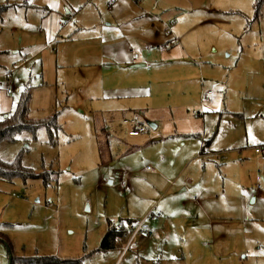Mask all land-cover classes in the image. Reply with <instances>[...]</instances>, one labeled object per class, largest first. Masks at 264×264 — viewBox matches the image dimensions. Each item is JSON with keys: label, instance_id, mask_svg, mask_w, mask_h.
I'll use <instances>...</instances> for the list:
<instances>
[{"label": "rangeland", "instance_id": "obj_1", "mask_svg": "<svg viewBox=\"0 0 264 264\" xmlns=\"http://www.w3.org/2000/svg\"><path fill=\"white\" fill-rule=\"evenodd\" d=\"M120 1L0 0V116L26 93L32 123L56 116L0 143V160L57 181L0 180V264H264V0L152 10L150 30L170 42L136 77L102 66L112 18L138 14ZM131 119L145 136L129 137ZM206 140L222 159L200 155ZM141 222L135 236L122 225ZM118 225L127 237L101 250Z\"/></svg>", "mask_w": 264, "mask_h": 264}, {"label": "crops", "instance_id": "obj_2", "mask_svg": "<svg viewBox=\"0 0 264 264\" xmlns=\"http://www.w3.org/2000/svg\"><path fill=\"white\" fill-rule=\"evenodd\" d=\"M211 1L213 2V0ZM214 1L216 2V4H214L215 6L213 8H212V5H210L211 10L212 9H215V11L216 10H226L225 6H227V4L225 3H227V0H218V1L214 0ZM238 1L239 0H234L236 4L230 5V6L231 7L238 6V3H239ZM120 3L121 5L127 4L126 7L130 10V12L135 11L138 14L134 16H130L128 18H123V16H119L114 19L112 18V22L110 26L114 25L116 28V31H111L107 35V37L106 35L105 36L103 35L101 37V38H104L102 40V44L100 45L101 47L100 49H101L103 61L105 63L102 66L105 67L104 68L105 70L110 71V72L112 70L111 68H114L113 66L115 65H121L123 69L129 70V71L143 68L144 69L143 73L135 72V77H136L138 75L145 76L146 74L151 72L152 69L156 67V64H158L157 54L163 53V56L166 55V52L168 50V42H170V41H167V37H165L164 35V32H163L165 31L163 30L164 28L163 29L161 28L162 42L161 43L158 42V39L160 38V34L157 31H154L153 33V31L150 30L151 26L153 25V20L151 19L152 17L150 16V12L152 10H156V8H158L159 6H160V13H162V11H167V13H170L173 10L181 9L180 8L181 6H189L190 10H194V11H196V9L202 10L204 0H170V4H165V5L160 0L159 2L158 0H127V1L121 0ZM163 16L165 17L167 15L161 14V17ZM138 22H141V23L144 22V24H146L145 30L143 31V30L138 29L137 31L133 32L132 28L140 24ZM127 25H130V30L125 29ZM172 27H173L174 38L171 40L175 41L176 43L175 45L178 46L179 44H182L183 38H185V36L188 37V35L186 34L185 31L184 32L183 30L180 31L179 22H177L176 25ZM190 32L191 30H189V34ZM173 43L174 42H172V44ZM165 62L166 61L163 59V65L165 64ZM136 65H142V66L137 67ZM118 70L120 69L118 68ZM135 86H138V85H135ZM140 86L141 84H139V87ZM138 92H139L138 90H135L131 86L129 88H123L120 90L116 89L115 93H111V95L116 96V97H133V96H136ZM142 112L143 111H140L137 114L140 116L141 115L143 116L144 113ZM124 121H123V125L128 126L124 124ZM151 125L153 126L154 130L158 128L155 124H151ZM131 129L132 128L130 127V130ZM145 135L146 134L142 135V137ZM129 137L133 139V138H140L141 136L131 137L129 135ZM148 139L149 138L145 137L142 143ZM208 141L206 140L205 143H208ZM209 148L210 146H208L207 150ZM179 151L180 149L178 150V152ZM208 152H210V154H208ZM216 152H213L210 150V151L205 152L204 154L200 153V155H204V156L207 155L205 158L207 157L216 158L215 156L217 154ZM164 155L165 154L161 155L162 160L166 159ZM195 158H192V159H195ZM192 159H189L188 161ZM175 162L176 161H174L172 165H174ZM147 166H150V165H146L142 169V172H144L145 174H148L151 177H155L154 175H156L157 173L153 174V173L145 171V168ZM181 191L185 192L184 189ZM126 224H130V223H123L122 225L124 226Z\"/></svg>", "mask_w": 264, "mask_h": 264}, {"label": "trees", "instance_id": "obj_3", "mask_svg": "<svg viewBox=\"0 0 264 264\" xmlns=\"http://www.w3.org/2000/svg\"><path fill=\"white\" fill-rule=\"evenodd\" d=\"M260 3L257 7L259 11ZM30 94L26 93L20 100L16 112L12 116H0V143L5 141H14L15 136L23 130H29L35 133L39 126L48 128L56 125V116L48 121L39 123H32L28 118ZM205 143V142H204ZM210 146V143H205L202 147L201 153L204 154L205 150ZM54 173H43L41 175L34 174L30 169H26L21 165L20 161L15 163H5L0 160V180L12 181L15 179L33 180L41 179L43 183L48 186L50 183H57L55 181ZM128 235V230L122 229L121 226L112 227L105 235L101 250L107 251L115 247L118 240L124 239ZM7 237L0 233V241L8 243ZM19 264H32L29 260L20 259Z\"/></svg>", "mask_w": 264, "mask_h": 264}, {"label": "built area", "instance_id": "obj_4", "mask_svg": "<svg viewBox=\"0 0 264 264\" xmlns=\"http://www.w3.org/2000/svg\"><path fill=\"white\" fill-rule=\"evenodd\" d=\"M10 93V91H9ZM213 93L208 91L205 96L206 97H212ZM194 115H198L197 113H194ZM124 124L129 125L132 129L129 132V135L131 137H138L141 136L143 134H145L146 132V128L144 127L143 124H141L140 122H138L135 119H131V120H125ZM255 153L258 155H264V144H262L261 146H258L255 148ZM208 154H210V152H208ZM219 160L222 159L221 156L219 154L215 155ZM146 172H150L153 174H156L157 171L156 169H154L152 166H147L145 168ZM126 228H131L133 229V236L138 235L140 233L144 232V226H143V222L138 223V224H134V226L131 227L130 224H126L125 225ZM149 236H151V233H147Z\"/></svg>", "mask_w": 264, "mask_h": 264}, {"label": "water", "instance_id": "obj_5", "mask_svg": "<svg viewBox=\"0 0 264 264\" xmlns=\"http://www.w3.org/2000/svg\"><path fill=\"white\" fill-rule=\"evenodd\" d=\"M137 67H139V66H142V65H136ZM152 126V125H151ZM11 260V259H10ZM11 263V262H10Z\"/></svg>", "mask_w": 264, "mask_h": 264}]
</instances>
